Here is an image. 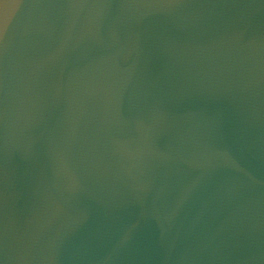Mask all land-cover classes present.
<instances>
[{"label": "water", "instance_id": "obj_1", "mask_svg": "<svg viewBox=\"0 0 264 264\" xmlns=\"http://www.w3.org/2000/svg\"><path fill=\"white\" fill-rule=\"evenodd\" d=\"M0 264H264V0H0Z\"/></svg>", "mask_w": 264, "mask_h": 264}]
</instances>
